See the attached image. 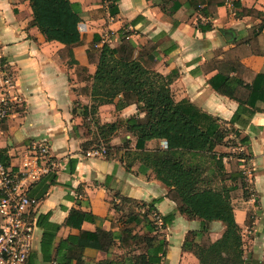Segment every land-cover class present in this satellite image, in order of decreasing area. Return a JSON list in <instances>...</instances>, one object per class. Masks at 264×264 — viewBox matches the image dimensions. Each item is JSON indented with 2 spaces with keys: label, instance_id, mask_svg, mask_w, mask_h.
I'll list each match as a JSON object with an SVG mask.
<instances>
[{
  "label": "crops",
  "instance_id": "0c3cea01",
  "mask_svg": "<svg viewBox=\"0 0 264 264\" xmlns=\"http://www.w3.org/2000/svg\"><path fill=\"white\" fill-rule=\"evenodd\" d=\"M70 1L79 10L84 43L63 57L64 45L47 42L38 28L31 27L30 1L0 0V110L3 100L10 103L7 120L0 122V150H8L11 169L25 173L24 165L29 163L28 172L37 174L36 178L29 173L22 176L27 196L38 201L30 209L36 230L28 264H57L61 243L79 235V230L67 226L73 211L93 215L96 220L84 222L82 231L101 229L117 235L109 253L86 249L85 264H135L140 250L133 245L123 249L120 239L132 213L150 214L148 219L166 240L167 255L161 264H199L195 252L184 249L189 236L205 230L215 243L222 238L225 226L220 222L204 225L176 213L171 225L159 227L153 213L162 221L177 211V205L168 198L169 189L140 161L137 137L119 126L104 138L97 127L145 114L137 105L117 111V99L101 106L97 115H90L87 126L85 108L93 105L87 90L92 87L102 45L116 49L128 38L139 51L154 48L158 60L154 70L164 77L174 76V100L188 102L218 119L227 131L225 141L234 143L232 148L217 146L213 151L231 155V150H238L244 157L241 163L246 161L244 155L251 158L253 184L264 204V102H256L253 109L242 101L248 95L244 86L263 84L264 0H225L217 9L210 5L213 0ZM175 3L177 12L163 10L167 7L172 12ZM115 7L117 16L111 14ZM243 40L248 43L231 60L226 59ZM227 75L238 99L221 94L211 84L214 79L219 86ZM7 78L12 86L6 85ZM235 133L249 139L250 146H243ZM42 142L49 146L50 159L36 164L33 147ZM100 144L108 147V154L88 156ZM166 148L165 141L147 143L149 151ZM226 169L229 173L228 164ZM158 199L160 203L148 212ZM125 200L135 205H127ZM45 216L48 221L39 224ZM236 219L242 228L243 216ZM45 233L52 235L48 253L43 251ZM134 234L147 235L143 227ZM201 242L202 238L196 237L194 249Z\"/></svg>",
  "mask_w": 264,
  "mask_h": 264
},
{
  "label": "trees",
  "instance_id": "16d2710c",
  "mask_svg": "<svg viewBox=\"0 0 264 264\" xmlns=\"http://www.w3.org/2000/svg\"><path fill=\"white\" fill-rule=\"evenodd\" d=\"M22 1L31 3L34 18L30 23L31 27L38 28L47 42H59L65 46L60 52L61 56L64 57L72 48L83 45L84 38L79 30V10L70 0ZM212 3L216 9L226 4L225 0H213L210 2L211 6ZM173 7L172 12L167 7H163V10L172 14L179 9L176 3ZM112 8L111 14L117 16L118 8ZM247 43L245 40L240 41L237 49L226 54L225 58L231 60ZM89 57L92 61V54ZM157 63L154 48L139 51L128 38H123L122 44L116 49L104 45L100 50L92 87L87 90L92 96L93 105L85 108V123L90 126V115H97L101 106L114 104L117 99V111L133 105L139 106L145 114L143 118L134 117L117 124L97 127L104 138V135L116 132L119 126H125L128 132L137 137L136 148L141 151L140 161L144 167L153 170L157 179L169 189L168 198L177 205L176 212L162 219V226L171 225L176 213L190 220H201L204 225L220 222L225 226L220 240L211 242L203 230L200 235L191 234L184 249L194 251L199 264H250L245 258L242 228L237 222L234 208L236 199L250 198L249 184L240 169L244 157L213 151L217 146H230L225 141L227 131L218 119L190 103H177L171 90L174 76L164 77L157 73L154 70ZM229 81L227 75L219 86H216L214 79L211 84L221 94L238 99ZM261 81V85L244 86L248 95L242 101L253 109L256 102H264V77ZM235 121L236 118L231 123L234 124ZM235 134L243 146H250L249 139L241 133ZM154 140L165 141L167 148L147 150V143ZM104 143L108 144L107 139ZM11 161L8 150H0V164L11 169ZM227 164L231 167L229 173ZM12 171L16 172L15 169ZM229 182L233 184L227 185ZM160 201L161 199L156 200L148 212H152ZM124 203L135 205L131 200H125ZM146 214L142 216L132 213L128 216L120 237L121 247L131 249L133 245L140 250L141 254L134 258L135 264H161L162 258L167 255L168 244L161 238L154 223L148 219L150 214ZM251 217V214L247 217V227H251ZM47 221L48 216L42 217L39 224ZM87 221L96 220L93 215L79 211L70 214L67 226L79 230V235L61 243L55 259L57 264H85L84 252L88 248L106 253L113 249L117 235L101 229L96 233L84 232L82 225ZM139 227H143L147 235L134 234ZM198 236L202 238V242L194 249L195 238ZM49 237L45 233L43 251L46 253L51 250L52 235ZM101 264L125 263L106 261Z\"/></svg>",
  "mask_w": 264,
  "mask_h": 264
},
{
  "label": "built area",
  "instance_id": "2783aa9c",
  "mask_svg": "<svg viewBox=\"0 0 264 264\" xmlns=\"http://www.w3.org/2000/svg\"><path fill=\"white\" fill-rule=\"evenodd\" d=\"M243 2L246 0H237ZM83 28H80L82 31ZM105 45V44H104ZM101 46V49L104 47ZM7 78L6 85H11ZM10 103L2 101L0 122L7 120ZM34 163L41 159H50V149L46 142L34 145ZM109 152L105 144H100L88 156L101 157ZM31 164L24 165L25 173L20 169L12 171L0 164V264H28L34 247L36 222L31 218L30 209L38 205V201L31 199L22 185V176L29 173L36 178L37 174L28 172ZM154 219L159 227L163 222L154 214Z\"/></svg>",
  "mask_w": 264,
  "mask_h": 264
},
{
  "label": "rangeland",
  "instance_id": "374dc122",
  "mask_svg": "<svg viewBox=\"0 0 264 264\" xmlns=\"http://www.w3.org/2000/svg\"><path fill=\"white\" fill-rule=\"evenodd\" d=\"M229 148H232L234 143L229 142ZM235 152V153H234ZM231 155L243 156L242 153L238 150H231ZM245 156V162L241 163V171L244 172V175L249 184V199H236L234 201L235 214L239 218L243 216L244 222L242 226V237L244 243V254L245 258L250 262V264H264V204L257 194L253 180L254 166L250 163L251 158L247 155ZM228 168L231 170L230 165ZM233 183L229 182L227 185L231 186ZM251 214V223L247 227L246 221L248 215Z\"/></svg>",
  "mask_w": 264,
  "mask_h": 264
}]
</instances>
